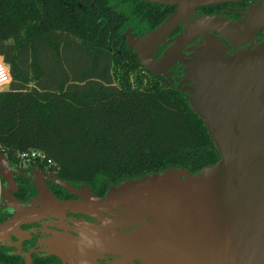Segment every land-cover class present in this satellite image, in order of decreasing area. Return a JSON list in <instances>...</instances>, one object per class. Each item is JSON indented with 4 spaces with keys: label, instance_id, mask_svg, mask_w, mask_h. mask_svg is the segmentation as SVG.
Wrapping results in <instances>:
<instances>
[{
    "label": "trees",
    "instance_id": "trees-1",
    "mask_svg": "<svg viewBox=\"0 0 264 264\" xmlns=\"http://www.w3.org/2000/svg\"><path fill=\"white\" fill-rule=\"evenodd\" d=\"M173 10L140 0H0L10 77L0 91V154L9 166L49 167L93 190L214 166L220 155L189 93L147 72L121 38L151 32ZM28 151L44 160L17 158Z\"/></svg>",
    "mask_w": 264,
    "mask_h": 264
},
{
    "label": "water",
    "instance_id": "water-1",
    "mask_svg": "<svg viewBox=\"0 0 264 264\" xmlns=\"http://www.w3.org/2000/svg\"><path fill=\"white\" fill-rule=\"evenodd\" d=\"M140 1L175 9L152 32L133 37L126 31L121 38L153 75L170 81V68L176 62L184 67L180 84L193 83L186 87L189 104L203 120L220 160L195 175L166 170L122 182L119 194L111 190L107 201L112 193L123 211L117 215L137 228L110 243L96 242L104 252L124 258L141 256L145 264H264V46L226 56L222 40L209 33L232 48L252 41L264 29V0L237 24L220 17L190 18L199 7L240 0ZM180 25L182 33L168 40ZM200 36L206 41L192 50L196 56L184 59L182 50ZM167 44L155 58L159 47ZM0 178L6 189L3 206L15 210L11 219L0 224V236L40 211L79 212L83 205L56 201L36 181L35 204L40 209L21 207L11 196L13 171L3 154Z\"/></svg>",
    "mask_w": 264,
    "mask_h": 264
},
{
    "label": "flooded vegetation",
    "instance_id": "flooded-vegetation-1",
    "mask_svg": "<svg viewBox=\"0 0 264 264\" xmlns=\"http://www.w3.org/2000/svg\"><path fill=\"white\" fill-rule=\"evenodd\" d=\"M258 1L240 0L199 7L190 21L205 17H220L232 24H237L244 19L249 9L257 5ZM182 31L183 26L180 25L168 40L176 38ZM209 33L222 40V45L226 48V56L247 49L252 51L259 45L264 46V29L257 32L252 41L240 48H232L214 32ZM205 41L206 39L200 36L186 46L181 52L184 59H193L196 53L192 50ZM168 46L169 44L159 47L155 58H159ZM169 72L171 73L170 81L166 80L170 83L174 82L181 91L187 92L186 87L193 85L192 82L180 84L186 70L178 62L170 68ZM14 168L16 169L12 171L15 187L10 193L21 207L40 209L39 205L35 204L38 198L36 181L42 183L56 201L60 203L83 202V205L79 212H59L49 209L40 211L34 216H27L26 219H30L29 222L19 224L15 229L0 236L3 238L0 241V251L6 264H145L141 256L124 258L113 252H104L96 242L99 239L110 243L115 237H126L133 234L137 228V225L132 224L130 220L117 215L123 214V211L119 209L118 204H115L112 196L119 194L117 189L121 183L105 190H93L85 185H71L62 182L49 167H29L26 163H21ZM62 185H67L70 190ZM4 190H6L5 185L0 178V224L8 221L15 214L14 209L3 206L2 193ZM111 190H114L113 194L109 195L110 201H107ZM100 202L105 205L101 206ZM143 219L146 220L144 217Z\"/></svg>",
    "mask_w": 264,
    "mask_h": 264
},
{
    "label": "built area",
    "instance_id": "built-area-1",
    "mask_svg": "<svg viewBox=\"0 0 264 264\" xmlns=\"http://www.w3.org/2000/svg\"><path fill=\"white\" fill-rule=\"evenodd\" d=\"M9 83H10V77H9L8 69L6 65L3 63L2 59L0 58V91H2L3 89L2 87L9 85ZM17 158L22 162L37 161L38 163H41L44 160V155L39 151H28V152L18 153Z\"/></svg>",
    "mask_w": 264,
    "mask_h": 264
},
{
    "label": "rangeland",
    "instance_id": "rangeland-1",
    "mask_svg": "<svg viewBox=\"0 0 264 264\" xmlns=\"http://www.w3.org/2000/svg\"><path fill=\"white\" fill-rule=\"evenodd\" d=\"M132 76H133V75H132ZM7 86H8V85H6L5 87H2V88H3L2 91L5 90V89L7 88Z\"/></svg>",
    "mask_w": 264,
    "mask_h": 264
}]
</instances>
